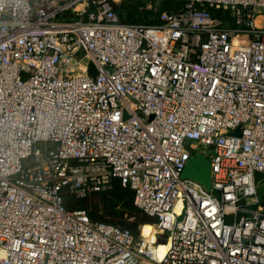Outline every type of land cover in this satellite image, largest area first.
Wrapping results in <instances>:
<instances>
[{
  "label": "built area",
  "instance_id": "2783aa9c",
  "mask_svg": "<svg viewBox=\"0 0 264 264\" xmlns=\"http://www.w3.org/2000/svg\"><path fill=\"white\" fill-rule=\"evenodd\" d=\"M119 1L0 0V264H264V0ZM115 182L153 242L63 202Z\"/></svg>",
  "mask_w": 264,
  "mask_h": 264
},
{
  "label": "trees",
  "instance_id": "16d2710c",
  "mask_svg": "<svg viewBox=\"0 0 264 264\" xmlns=\"http://www.w3.org/2000/svg\"><path fill=\"white\" fill-rule=\"evenodd\" d=\"M146 2L155 0H120L114 5L120 19L128 23H159L161 11H174L181 8L185 0H162L156 9L145 8ZM61 195L67 209H85L92 219H98L128 228L135 236L140 234V225L154 222V219L133 205V192L117 182L108 191L95 192L86 198L78 199L67 190ZM97 199L99 201H94ZM101 204V206H99ZM131 217V219H129Z\"/></svg>",
  "mask_w": 264,
  "mask_h": 264
},
{
  "label": "water",
  "instance_id": "95a60500",
  "mask_svg": "<svg viewBox=\"0 0 264 264\" xmlns=\"http://www.w3.org/2000/svg\"><path fill=\"white\" fill-rule=\"evenodd\" d=\"M89 75L94 77L96 75L95 68L90 64L88 69ZM233 135H240V128L237 127L233 132ZM255 182H257L264 175L260 172H255ZM181 176L200 182L207 190L211 189V176L210 165L208 159L201 153L193 154L187 161Z\"/></svg>",
  "mask_w": 264,
  "mask_h": 264
},
{
  "label": "rangeland",
  "instance_id": "374dc122",
  "mask_svg": "<svg viewBox=\"0 0 264 264\" xmlns=\"http://www.w3.org/2000/svg\"><path fill=\"white\" fill-rule=\"evenodd\" d=\"M143 1H146V0H143ZM150 1V0H148ZM162 0H155V4L153 6L152 3L150 2H146V5H145V8H148L150 7L149 5H151V8L153 9H156L159 7V4L161 3ZM192 145L195 146V150L193 152H202V153H208L209 151V148L206 146V145H202V144H196L195 141H192ZM258 191H259V195L260 196H263V192H264V180H262L260 182V184L258 185ZM95 202L98 201L97 199L94 200ZM99 203V201H98ZM99 206H101V204H99ZM183 215V213H180L178 214V217L181 218ZM129 219H131V217H129ZM153 223V222H152ZM152 223H146V224H143V225H140V234L142 233L144 236H147L149 237L150 240H154V231H155V228L154 226L152 225ZM158 251L162 252L165 250L164 247L162 246H158L157 248ZM131 264H152L150 263L149 261L147 260H144V259H139L138 261H135Z\"/></svg>",
  "mask_w": 264,
  "mask_h": 264
},
{
  "label": "bare ground",
  "instance_id": "6f19581e",
  "mask_svg": "<svg viewBox=\"0 0 264 264\" xmlns=\"http://www.w3.org/2000/svg\"><path fill=\"white\" fill-rule=\"evenodd\" d=\"M179 205H180V204H178V205H177V208H176V210H179ZM154 228H155V227H154ZM155 229H156V228H155ZM155 232H156V231H154V234H155ZM154 234H153V235H154ZM140 235H141L142 237H144L145 239H148V240H149V241H151V242H153V241L155 240V235H154V240H150V239H149V237H147V236H144L142 233H141ZM159 246H162V247H164V248H165V250H166V247H167V245H166V244H160ZM165 250H164V251H162V252H160V251H158V250H157V254H158V256H159V257H161V256L164 254Z\"/></svg>",
  "mask_w": 264,
  "mask_h": 264
}]
</instances>
